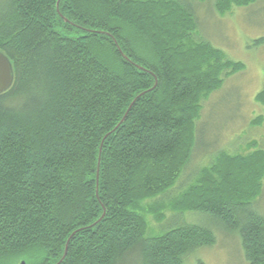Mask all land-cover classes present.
I'll use <instances>...</instances> for the list:
<instances>
[{"label":"trees","instance_id":"16d2710c","mask_svg":"<svg viewBox=\"0 0 264 264\" xmlns=\"http://www.w3.org/2000/svg\"><path fill=\"white\" fill-rule=\"evenodd\" d=\"M196 29L184 0H0L14 73L0 94V264H187L214 243L193 223L148 235L146 214L163 223L165 210L208 215L264 264V149L212 153L180 189L202 102L242 68Z\"/></svg>","mask_w":264,"mask_h":264},{"label":"rangeland","instance_id":"374dc122","mask_svg":"<svg viewBox=\"0 0 264 264\" xmlns=\"http://www.w3.org/2000/svg\"><path fill=\"white\" fill-rule=\"evenodd\" d=\"M185 2L191 6L197 22L196 39L221 50L225 57L241 64L242 68L225 77L221 87L202 102L200 117L196 122L192 159L180 179L183 180L180 189L191 182L187 183L193 172L204 166L212 153L234 150L242 154L249 152L252 147L264 149V104L256 98L264 90V0L243 7L232 6L222 15L217 13L214 0H184ZM129 38L138 37L130 34ZM137 52L145 56L143 49L139 48ZM99 53L107 64L117 69V63L107 49ZM252 142L254 143L250 146ZM209 154L211 155L208 156ZM178 184L165 195L144 201L143 206H153L158 201L175 195ZM262 184V192L254 208L264 217V180ZM163 213V223L156 221L151 213L146 214L148 235L193 223L208 226L215 236L212 245L202 246L191 252L187 264H248L237 236L220 228L208 215L197 211L180 215L171 210Z\"/></svg>","mask_w":264,"mask_h":264},{"label":"water","instance_id":"95a60500","mask_svg":"<svg viewBox=\"0 0 264 264\" xmlns=\"http://www.w3.org/2000/svg\"><path fill=\"white\" fill-rule=\"evenodd\" d=\"M118 48V51L120 52V54L128 59L121 51V49L117 46ZM13 79H14V73H13V68H12V65L9 61V59L2 53L0 52V94L5 92L6 90H8L12 83H13ZM156 83L154 84V87H155ZM144 93H141L139 94L132 102V104L135 102V100L140 97L141 95H143ZM132 104L128 107V109L126 110L125 114L123 115V117L121 118V120L116 124V126L114 127V129L112 131H114L125 119L128 111L130 110ZM111 133V131L109 132ZM108 133V134H109ZM106 134L104 136V138L108 135ZM103 142V140H102ZM102 142H101V145H100V149H101V146H102ZM98 165H99V160H98ZM66 251H67V243H66V246H65V252H64V255L62 257V259L60 260V262L63 260L64 256L66 255ZM19 264H25V261L24 260H21L19 262Z\"/></svg>","mask_w":264,"mask_h":264},{"label":"bare ground","instance_id":"6f19581e","mask_svg":"<svg viewBox=\"0 0 264 264\" xmlns=\"http://www.w3.org/2000/svg\"><path fill=\"white\" fill-rule=\"evenodd\" d=\"M103 140H104V138H103Z\"/></svg>","mask_w":264,"mask_h":264}]
</instances>
